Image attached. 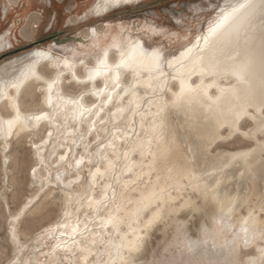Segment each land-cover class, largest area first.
Segmentation results:
<instances>
[{"label":"snow or ice","instance_id":"1","mask_svg":"<svg viewBox=\"0 0 264 264\" xmlns=\"http://www.w3.org/2000/svg\"><path fill=\"white\" fill-rule=\"evenodd\" d=\"M128 2L95 0L86 15L100 17L117 5ZM209 5V16L212 12L215 16L208 20L207 35L202 37L206 47H200L201 38L198 37L195 45L185 48L179 57L171 60L165 58L161 49L149 50L138 39L124 36L123 41H117L116 37H111L110 47L92 57V63L86 62L87 56H55L49 46L48 50L35 52V59L25 64L19 75L10 79L0 76V142L3 143L5 165L14 134L19 138L41 124H51L69 114L74 121L87 125L86 132L81 133V142L85 134L92 137L83 143V153L72 154L69 149L50 165L38 159L37 166L31 169L35 178L38 168L44 170L51 167L59 172L63 167L66 177L57 175V183L63 184L66 178L69 185L84 188L82 194H76L75 203L79 206L74 208L76 216L73 222L56 225V229H64L59 232V237H67L63 243H55L52 247L53 253L57 250L63 253L57 264H132L130 256L125 254L140 250L144 231L163 219L165 209L171 207L175 200L174 193L181 192L185 187L183 181L191 178L199 183L201 177L195 171L189 172L183 162L168 168L169 173L175 171V177H162L156 167L153 139L164 134L171 136L172 133L155 118L169 107L185 109L198 105L206 109L208 119L213 122L212 127L227 126V138L241 136L245 140H255L257 135L264 138V0H236L235 3L223 4L209 0ZM256 19L259 20L260 32L258 74L255 57L251 54L237 53L223 58L211 46L222 37H239ZM90 31L91 46L96 48L100 34L96 28ZM148 31L154 34L161 32L151 25ZM103 37L108 40L109 34L105 32ZM110 48L116 50L117 59H109ZM41 64L45 72L38 69ZM165 66L179 75L166 73ZM185 69L189 76L198 71L201 77L234 78L236 84L222 87L219 84L204 86L202 83L194 88L186 83L182 75ZM53 71L54 74H49ZM169 78L180 81L179 91L173 92L170 100L165 99L170 91L166 86ZM30 83L31 91L28 90ZM141 87L145 89V96L134 104ZM208 87H216L218 94L210 96ZM89 96L96 98L90 107L85 104V97ZM126 98L127 105L123 106ZM110 105L116 108L115 112ZM153 107L156 109L154 113ZM105 110L108 120L101 115ZM125 111L132 114L130 122L125 123L123 118L120 121L114 119L118 113ZM137 115L141 117V130L146 118L151 122L144 137L136 129ZM248 121L252 122V127L247 126ZM98 123L106 129L111 123L114 131L106 130L102 137L96 130ZM51 135L48 132V136ZM131 141L136 143L129 150L127 145ZM41 143L46 144L47 140L42 138ZM174 143L173 138L166 146L167 153L172 152ZM31 146L39 156L41 145L31 142ZM211 146L210 141L208 147ZM255 151H259L264 160V139L257 141V149L234 153L232 160L238 167H243L250 158H254ZM134 153L139 154V162L132 159ZM261 175L264 178V169ZM204 176L215 180V186L219 185L213 173L205 172ZM133 192H138L135 198L130 195ZM208 193L216 201L219 214L201 222L195 239L178 228L164 253L159 256L153 253L151 261L141 264H264V195L255 207L246 210V214L237 215L242 205L234 198L222 201L213 189H208ZM72 203L70 197L69 204ZM30 204L31 201H28L25 207ZM85 205L87 210L83 211L81 219V210ZM68 216L65 210L64 217ZM46 232H55V229H47ZM11 240L17 251L8 264H33L30 257L22 258L30 241L19 238L14 228ZM209 245L213 252L219 249L217 254L222 258L205 259ZM170 249L179 252L180 258L169 257L167 253ZM198 250H202L199 257L196 256Z\"/></svg>","mask_w":264,"mask_h":264},{"label":"rangeland","instance_id":"2","mask_svg":"<svg viewBox=\"0 0 264 264\" xmlns=\"http://www.w3.org/2000/svg\"><path fill=\"white\" fill-rule=\"evenodd\" d=\"M93 1L17 0L9 7L6 0H0V36H3L9 45L8 48L0 50V76L9 77L19 66L18 62L14 63V59L34 48L51 46L53 55L64 56L69 53V46L75 45L78 51L94 53L92 41L85 37V32L92 28H96L100 34L98 46L107 43L110 47L111 37L121 41L128 33L140 37L147 47L158 45L165 55H170L176 53L191 35L204 30L208 20L215 15V12H212L211 17L209 16V0H144L134 7L116 10L101 18H88L82 23L69 24V20L73 21L76 15L82 16ZM221 1L217 0V3L222 4ZM172 15L179 17V24L174 22ZM150 25L161 30L160 34L148 31ZM105 32L109 34L108 40L103 37ZM110 50L112 53L115 51L114 48ZM85 56L87 61L90 60L89 55ZM40 71L45 72V67L41 66ZM31 89L32 86H29L28 90ZM45 134L48 133L37 129L35 136L28 137L26 134L11 140L6 166H2L0 153V264H8L12 254L17 251L11 240L13 228L19 238L30 241L22 258L30 257L33 264H57L58 259L52 262L48 261L46 256L54 243L53 237L47 236L46 230L56 229V225L63 222L59 190L51 183H43V170L38 168L35 178L31 174V169L37 166L31 142H37L44 138ZM241 138L234 136L230 140L219 142L217 148L233 151L247 146L249 142ZM20 148L24 150L20 151ZM44 152L46 150L43 154ZM60 175L66 177V173L60 172ZM70 187V190L75 189V186ZM51 190L54 194L46 197ZM255 198H249V207H253L251 202L256 203ZM28 201H31V204L25 207ZM245 208L246 206H242L239 210L241 214H245ZM200 213L189 215L187 210H182L177 214L175 221L169 220L165 226L160 222L154 224L148 234L144 235L143 245L132 260L135 264H141L151 261L153 253L157 256L164 253V249L172 243L178 228H182L192 238L196 237L203 217V211ZM17 216L19 219H16ZM208 250L213 252L211 246ZM201 254L198 250L196 256ZM167 255L175 259L180 258L175 249H170Z\"/></svg>","mask_w":264,"mask_h":264},{"label":"bare ground","instance_id":"3","mask_svg":"<svg viewBox=\"0 0 264 264\" xmlns=\"http://www.w3.org/2000/svg\"><path fill=\"white\" fill-rule=\"evenodd\" d=\"M6 1L11 6L14 5L15 2H17V0H6ZM142 1L144 0H129L127 4L117 5L116 7L110 9L108 12L103 13L100 17L87 16L86 15L87 11H84V14L82 16L76 15L73 21L69 20V24L72 22L82 23L88 18L91 19L101 18L116 10L124 9L127 7H134L135 5L141 3ZM94 2L95 0L88 6V8ZM225 2L235 3L236 0L221 1L222 4ZM190 7H197V6H190ZM171 18L177 24H179V22L181 21L180 19H178L179 17L177 18V16L174 15H172ZM207 29H208V23L206 24L204 30L199 31L197 34L193 36L191 35L189 40L183 43L181 47L178 48V50H176V53L170 55H165L163 53L165 58L171 60L174 57H179L181 52H183L185 48L192 47L193 45L196 44L198 37L201 38L200 47L205 48L206 46L204 45V41L202 37L204 35H207ZM124 36H127L133 40L138 39L141 42V44H143L144 47L148 48L149 50L151 48H159L162 50V48L158 45H151V47H147L143 43L142 39L138 36H132L128 33H126ZM124 36L121 41H123ZM85 37L88 38L89 41H92L90 39L91 37L90 30H87L85 32ZM8 46L9 45L8 43L5 42L4 37L0 36V50H4L8 48ZM211 46L217 51V54L221 55L223 58H227L228 56H235L237 53L241 55L251 54L253 57H255L256 72L258 74L259 56H260V32H259L258 19H256L252 23V25H250L248 28L243 30L240 33L239 37L234 36L231 39L222 37L219 40L214 41ZM69 48H70L69 53H67L64 56L61 55V57L72 58L73 55H81V54L84 56L89 55L90 60L88 61L86 60V62L92 63L93 62L92 57L99 54L102 49L109 48V46L107 43H103L97 48H95L94 53L78 51L75 45L69 46ZM42 49L48 50L49 48H34L31 51H28L27 53L22 55L21 57L15 58L14 63L18 62L19 66L12 72V74L9 77L6 78L10 79L13 76L19 75V71L23 68V66L27 63H31L32 60L35 59L33 54L38 50H42ZM206 54L207 53H205V55ZM117 58H118V54L116 50L113 53L111 52V50H109V59L115 60ZM41 66L44 67L43 64L39 65L38 66L39 70ZM164 70L166 73H170L171 75H179L177 72L173 71L172 69H168L166 66ZM50 74H54V71L51 72ZM182 75L184 76L186 83L194 88L198 85H201L202 83L204 86L219 84L222 87H228L230 85L236 84L234 78L229 77L224 79H216L210 76L201 77L198 71L189 76L187 73V69L184 70ZM126 79H130V77ZM29 86H32L31 83L28 85V87ZM166 86L170 89V91L166 93L165 99L170 100L172 97V93L179 91L180 81L179 79L171 80L169 78L167 80ZM88 87L90 88L91 85H89ZM207 91L208 94L213 97H215L218 94L216 87H208ZM144 96H145V89L141 87L138 92V97L134 99V104L135 102H138L140 97H144ZM95 99H96L95 97H91V96L85 97V104L90 107L91 103L95 101ZM127 101L128 98L125 99L123 106L127 105ZM109 107L112 109V111L114 112L116 111L115 107L111 105ZM144 107L145 109H147V105H144ZM152 111L153 113L156 111L155 107H153ZM249 111L252 112L254 110L249 109ZM101 115L104 117L105 120H108L107 110H105V112L102 113ZM121 118H123L125 123H128L133 119L131 112L128 111H125L123 113H118L117 116L114 117V119L117 121H120ZM93 119H96V117H93ZM155 119L157 123H163L164 127L170 129L172 133L171 136L164 134V135H160L158 139H153L152 151L156 154V167L160 172L161 176L167 177L169 175H172L173 177H175L176 175L175 171L169 173L168 168H174V166L178 162H183L185 168L189 172L195 171L196 175L201 177V180L199 181L198 184L196 181L191 180V178L183 181L185 187L181 192L174 193L175 200L172 206L166 208L163 213V219L160 221L162 226H165V224H167L169 220L175 221L177 214L182 210H187L189 215H192L193 213H200L201 211H203V217H201L202 221L209 220L211 216L214 214L218 215L219 208L216 201L212 198L210 193L206 194L208 189H213L217 193L218 198L222 201H228L229 199L234 198L237 203L241 204L242 206H246L245 214H246V210L250 208L248 202L250 201L249 198L251 196L257 198L256 203L254 204L251 202V204L253 205V207L257 205L262 195H264V178H262L261 175L262 169H264V160L261 159L259 151H255L253 153L254 158H250L248 163L245 164L243 167H238L237 163L232 160V156L234 153L239 151H249V150L257 149V141L264 138L257 135L255 140H246L247 142H249L247 146L233 151L224 150L222 148L219 149L217 148L219 142L230 140L234 138V136H232L231 138H227L228 128L226 125H222V126L216 125L212 127L211 125L213 122L208 119V114L206 109L201 108L198 105H192L186 107L185 109H175L169 107L164 112H162L159 117H156ZM135 120L137 122L136 123L137 131L141 133L142 137H144V133L150 127L151 124L150 119L146 118L143 130H141L140 128V120H141L140 115H137L135 117ZM248 122H249L248 127H252L253 126L252 122L251 121ZM121 127H123V124H121ZM86 128H87L86 124L82 125L81 123L74 121L71 117V114H69L67 117H60L59 119L54 120L51 124H41L39 127L32 129L30 132H25L22 135L27 134L28 137L32 136L34 135L37 129L44 130L47 133L48 132L52 133L51 137H49L48 134H45L46 136L43 139L47 140L46 144L41 143L42 138L39 139L37 142H34L36 144L41 145V152L39 156H37V153L33 148L36 162L38 163V159H43L46 165H50L52 162L56 161L60 155L68 153L69 149H71L72 154L83 153L84 151L83 143H87L90 139H92V137H89L88 135L85 134L83 136V143L81 142V133H85ZM96 130L100 132L102 137L105 135L106 130L114 131L111 123L107 124V129L105 128L104 125L98 123L96 125ZM243 130L246 129H242V131ZM42 133L44 132L42 131ZM16 138L17 137L14 134L11 140H14ZM173 138L175 139V143L173 145L172 152L167 153L166 146ZM146 139L147 137H145V140ZM241 139L244 138L242 137ZM73 141H75V143H73ZM210 141L212 142V146L208 147ZM135 143L136 141H131L128 143L127 146L129 150H131V148L134 147ZM59 149H62V151H59ZM44 150H46V152H44L43 154ZM0 153L2 157L1 160H3V164L2 163L1 164L2 166H6L4 163L5 153L3 152L2 142H0ZM53 153H55V155H53ZM77 158H79L78 155ZM132 159L136 162H139L140 160L139 154L138 153L132 154ZM214 169H222V171H215ZM59 171L61 173H65L63 167H61ZM60 172L53 170L51 167H47L44 168L43 175L41 177L43 179L44 184L47 185L51 183L55 185L59 190V200L62 202L61 212H62L63 222L61 224L65 222L71 224L76 216L74 208L79 206L75 203L76 199L78 198L76 194L77 193L82 194L84 192V188L75 187V189L70 190L69 188H71L70 187L71 185L67 183L66 178L64 179L63 184H58L56 180V176L60 175ZM205 172L213 173L216 179L219 180V185L215 186V180H210L206 176H204ZM49 173H51L50 176ZM241 173H243V175H241ZM52 193L53 192L51 190V192H49L46 197H49ZM130 195L133 198H135L138 195V192L130 193ZM70 197L72 198L73 201L71 205L69 204ZM65 210H67V212L69 213L68 217H64ZM85 210H87L86 205L85 208L81 210V219H83L82 213ZM240 212L241 211H238L237 215H243ZM150 228L144 231L143 236L146 233L148 234V230ZM63 230L64 229L60 228V229H55V232H47V236L53 237L54 240L53 245H51L50 251L46 253L47 258L49 259L48 261H52V262L57 261V259L61 255H63V253L60 250H57L56 253L52 252V247L54 246L55 243H63L64 240L67 239V237H59V232ZM195 238L196 237H194L193 239ZM219 251L220 250L217 249L216 252H211V253L208 252L209 255H207V258L208 259L222 258L217 254ZM136 252L137 251H134L130 254L128 253L125 254L126 257L130 256V260L132 261V264H135L132 258L134 257V254ZM200 252L202 253V250H200ZM50 263L51 262H49V264Z\"/></svg>","mask_w":264,"mask_h":264}]
</instances>
